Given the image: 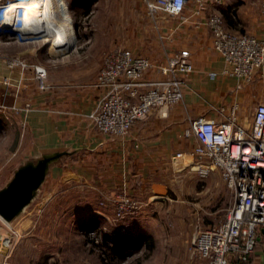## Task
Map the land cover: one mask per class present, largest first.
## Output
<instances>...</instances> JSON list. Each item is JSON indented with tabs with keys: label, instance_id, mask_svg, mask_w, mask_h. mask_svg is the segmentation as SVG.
Returning <instances> with one entry per match:
<instances>
[{
	"label": "crops",
	"instance_id": "0c3cea01",
	"mask_svg": "<svg viewBox=\"0 0 264 264\" xmlns=\"http://www.w3.org/2000/svg\"><path fill=\"white\" fill-rule=\"evenodd\" d=\"M261 1L222 0L216 4L207 0V12L197 14L194 0H187L180 15L158 11L150 16L144 0H73V8L86 11L85 17L89 14L93 22L101 14L116 12L122 38L111 42L88 35L82 42L90 41L85 50L73 51L61 60L49 58V62H41L33 52L35 47L20 40L0 41V105L21 107L28 101L32 108L26 113L16 111L21 130L12 147V169L0 180V192L17 172H34L41 164L28 202L10 218L0 216V238L11 240L9 247L1 248L0 264H73V250L84 247L82 230L73 226V216L77 218L78 202H93L94 190L99 199L125 192L147 203L156 196L169 198L168 187L177 183L183 195L182 172L188 168L186 158L195 143L192 134L185 135L189 120L197 116L219 120L234 109L236 120L248 127L255 104L264 102L263 76L256 74L246 81L222 72L224 59L212 48L204 15L218 10L227 29L264 38ZM130 22H134V32L127 41L123 37ZM114 46L128 47L156 62L186 48L193 66L182 99L136 120L123 136L99 131L88 116L101 93L94 85L96 73L105 52ZM13 57L25 58L29 65L23 69L11 66L7 60ZM33 63L46 68L48 87L38 86ZM178 150L185 156L174 161L172 155ZM225 189L217 169L195 185L196 194L207 202L226 200ZM74 195L78 199L75 209ZM110 204L107 201L102 208L88 212L106 218ZM222 210L220 205L209 210L203 227L222 221L225 213L219 219L215 215ZM242 264H264V226L258 229L249 260Z\"/></svg>",
	"mask_w": 264,
	"mask_h": 264
},
{
	"label": "built area",
	"instance_id": "2783aa9c",
	"mask_svg": "<svg viewBox=\"0 0 264 264\" xmlns=\"http://www.w3.org/2000/svg\"><path fill=\"white\" fill-rule=\"evenodd\" d=\"M221 1L212 0L216 4ZM194 2L195 13L207 12V0ZM186 3L187 0H144L150 16L158 11L180 15ZM260 11L264 16V0L260 2ZM204 23L211 32L212 48L224 59V74L246 81L252 80L256 74L264 77V38L227 29L218 10L206 13ZM3 24L0 22V35ZM6 35L20 41L29 39L26 35ZM7 62L22 69L29 65L21 57L9 58ZM30 65L38 86L42 89L48 87L46 68L35 63ZM192 70L186 48L174 50L164 61L156 62L128 47L114 46L105 52L103 64L96 73L94 85L101 88V93L88 116L99 131L126 135L136 120L145 119L152 110L179 102ZM9 109L26 113L32 108L26 101L21 107L12 104ZM191 134L195 143L190 158L185 157V163L199 176H207L217 169L231 194L223 220L197 228L192 241L193 251L203 264H229L228 254L233 260L247 262L258 229L264 226V102L255 104L248 127L236 120L234 109H231L225 118L219 120L205 116L191 118L185 135ZM184 156V152L178 150L172 159L176 161ZM107 201L112 206L111 215L106 217L110 223L137 214L143 204L125 192L113 197L103 196L98 203L105 205ZM124 229L109 230L100 223L85 228L84 235L90 243H97L104 237L110 243L117 232ZM10 244V238L2 236L0 251L2 246L9 247ZM6 264L12 263L7 261Z\"/></svg>",
	"mask_w": 264,
	"mask_h": 264
},
{
	"label": "rangeland",
	"instance_id": "374dc122",
	"mask_svg": "<svg viewBox=\"0 0 264 264\" xmlns=\"http://www.w3.org/2000/svg\"><path fill=\"white\" fill-rule=\"evenodd\" d=\"M6 1L8 0H0V5L7 3ZM38 1L42 2L44 0ZM56 1L58 4L56 15L46 14L43 16L44 20L33 19L32 22H30V19L26 20V23H39V25L32 26L34 28L32 30L36 32L20 33V31H15L16 34H13L16 37H21L22 35L29 36V39L23 40L22 43L32 48L35 47L33 52H36L35 56L41 62H49V58L61 60L66 58L70 53H73V51L85 50L90 41L82 42L88 35L104 39L109 38L111 42H116L122 38L120 33H118V22L120 19L117 18L116 12L114 15L111 13L101 14L100 19L97 22H93V20H90L89 14L85 17L86 11L73 8V0ZM64 19L69 20L73 34H70L66 29L68 23H62L64 27L62 25L51 26L52 21H62ZM73 23H76V27ZM45 28L51 29L40 32ZM126 31L123 39L128 41L132 38L131 35L134 32V22H130L129 25L127 24ZM5 39L14 40V42L18 40L15 37L2 33L0 41ZM48 48L49 52L55 56L48 53ZM32 59L33 62H37L36 58ZM16 114V112L9 108L0 107V180L12 169V147L15 145L17 134L21 130L20 124L15 118ZM182 173L184 174L182 175L183 195L179 194L176 187L177 183H175L171 187H168L169 198L163 196L153 197L149 202L141 205L137 214L126 216L124 220L114 223H110L106 218L95 217V214H89L88 211L90 209H100L99 207L102 208L104 206L99 205L100 199L96 190L93 189L94 194L91 195L94 198L93 202L89 203V200L85 201L84 199V205H81L80 202L77 203L80 206L75 204L78 199L74 195L73 209L77 206L79 210L77 218L73 216V226L81 229L84 227V224L91 226L90 223L92 222L94 225L103 223L109 230H115V228L118 230L120 227L125 228V231H118L115 237L118 235L130 237V235L133 236L138 232L143 233L145 237L148 236L151 241L150 248H147L144 243L126 246L122 259L113 264H203V260L198 258L193 251L192 241L194 233L197 228L203 227V223L207 221V212L209 210L220 205L223 207V210L222 212L217 211L215 215L218 219L220 216H223L226 211L225 208L231 202V194L226 188L225 190L229 192L225 193L227 195L226 200L223 201L221 199L220 202L211 200L207 202L195 192V185L198 186L204 176H199L190 167L184 169ZM82 238L84 239L83 235ZM76 258H80L78 263L75 262ZM227 258L229 264H235L231 254H228ZM73 264H98V262L95 254L84 246L80 251L73 250Z\"/></svg>",
	"mask_w": 264,
	"mask_h": 264
},
{
	"label": "bare ground",
	"instance_id": "6f19581e",
	"mask_svg": "<svg viewBox=\"0 0 264 264\" xmlns=\"http://www.w3.org/2000/svg\"><path fill=\"white\" fill-rule=\"evenodd\" d=\"M0 9H1L0 18L2 20L1 22H4L3 28L6 31H8L9 33L11 32L12 34H16V32H19V31L20 33H23V32L31 33L32 31L36 32L35 30H32L34 29L32 28V26L34 27L35 25H39V23H26V20L30 19L31 21L30 20L29 21L32 22L33 19L34 20L35 19L44 20L43 16L46 14L56 15L58 4L56 0H44L42 2H39L38 0H13V1H9L5 4L0 5ZM62 23H66V24L68 23V26L66 29L67 31L70 32V34H73L72 33L73 29H72V26L69 24L70 23L69 20H65V19L62 21L55 20L54 22L52 21L51 26L56 27L58 25H62ZM49 29L51 28H45L44 30H41L40 32H43ZM37 31L39 32V30Z\"/></svg>",
	"mask_w": 264,
	"mask_h": 264
},
{
	"label": "water",
	"instance_id": "95a60500",
	"mask_svg": "<svg viewBox=\"0 0 264 264\" xmlns=\"http://www.w3.org/2000/svg\"><path fill=\"white\" fill-rule=\"evenodd\" d=\"M3 33L13 35L2 30ZM41 172V164L34 172H17L5 189L0 192V216L4 219L12 217L30 199L31 187L36 184Z\"/></svg>",
	"mask_w": 264,
	"mask_h": 264
},
{
	"label": "trees",
	"instance_id": "16d2710c",
	"mask_svg": "<svg viewBox=\"0 0 264 264\" xmlns=\"http://www.w3.org/2000/svg\"><path fill=\"white\" fill-rule=\"evenodd\" d=\"M73 24L76 27V23ZM91 218L93 219V217ZM92 223H90L91 226L94 225ZM86 225L87 224H84V227L81 228L83 235L85 228L89 227ZM105 239L106 238L104 237V239L97 243H90L86 240L84 235L83 244L87 250L95 254L98 264H113L114 262L119 261L125 254L124 249L126 246H133L140 243H144L146 244L147 248L151 247V241L148 236L145 237L143 233L140 232L133 236L130 235V237L118 235L114 237L110 243L106 242ZM234 262L235 264H242L237 260H234Z\"/></svg>",
	"mask_w": 264,
	"mask_h": 264
}]
</instances>
